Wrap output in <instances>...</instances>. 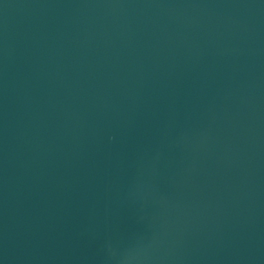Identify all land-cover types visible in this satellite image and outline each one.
Returning <instances> with one entry per match:
<instances>
[{
	"label": "water",
	"instance_id": "95a60500",
	"mask_svg": "<svg viewBox=\"0 0 264 264\" xmlns=\"http://www.w3.org/2000/svg\"><path fill=\"white\" fill-rule=\"evenodd\" d=\"M0 264H264V0H0Z\"/></svg>",
	"mask_w": 264,
	"mask_h": 264
}]
</instances>
